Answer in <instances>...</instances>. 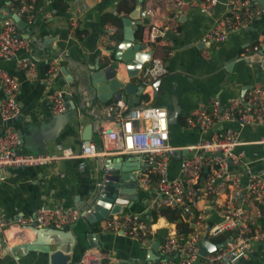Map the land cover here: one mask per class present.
I'll list each match as a JSON object with an SVG mask.
<instances>
[{"label":"built area","instance_id":"built-area-1","mask_svg":"<svg viewBox=\"0 0 264 264\" xmlns=\"http://www.w3.org/2000/svg\"><path fill=\"white\" fill-rule=\"evenodd\" d=\"M165 1L176 6L183 3V0ZM214 1L193 0L191 4L207 12ZM35 2L6 0V7L29 23L34 17ZM159 2L141 4L138 11L142 20L138 41L142 49H151L149 60L136 73V82L142 84L141 92L145 95L150 94L151 82L167 72L157 49L167 43L164 32L173 30L168 22L172 15L161 13ZM263 10L253 0H224L223 10L212 20L202 39L222 42ZM17 28L10 16L0 17V58H14L16 67L33 75L34 64L26 56H15L19 48L30 49L28 37L19 35ZM54 65L50 61L48 70L52 71ZM17 91L16 77L0 66L1 119L17 113ZM47 99L53 113L65 110V98L59 89L50 90ZM147 101L129 105L122 99L116 100L118 124L102 123L97 127L101 148L85 138L80 140L78 150V155L84 157L108 152L142 154L147 165L136 169L135 178L139 188L154 193L149 207L179 208L187 223L189 231L185 238L175 228L167 231L157 245L160 258L132 264H264V134L256 140L261 154L248 153L239 146L238 139L241 127L264 123V86L252 85L241 97L231 96L223 102L213 96L202 106L186 111L180 119L181 127L196 130L198 137L186 143L187 153L175 162V147L168 142L166 110ZM19 145L15 127L6 125L0 129V176L7 167L55 163L60 158L47 151H22ZM172 163L176 166L170 172ZM87 211L89 208L82 211V216ZM79 215L72 207L42 203L32 213L18 216L15 223L22 229L60 228L74 223ZM6 226L0 212V236L5 244ZM98 227L139 239L147 224L136 213L119 211L101 218ZM205 232L210 241L221 244L201 255L198 250ZM221 232H226L224 239L213 240ZM97 253L94 246L84 249L78 264H97Z\"/></svg>","mask_w":264,"mask_h":264},{"label":"crops","instance_id":"crops-1","mask_svg":"<svg viewBox=\"0 0 264 264\" xmlns=\"http://www.w3.org/2000/svg\"><path fill=\"white\" fill-rule=\"evenodd\" d=\"M159 1L160 12L172 15L168 22L173 29L164 32L167 43L157 49V54L164 59L167 68V72L163 75L174 74L175 82L182 88L189 89L191 86L208 88L205 102L202 101L204 94L189 91L187 99L195 104L190 105V102L186 104L187 108L180 113L179 121L186 111L198 105L202 106L210 97L217 96L216 93L219 94L217 97L221 101L239 95L241 81H245L250 87L264 86V10L241 29L230 33L224 41L218 43L202 38L212 20L223 10L224 0H215L207 12H202L193 6L191 4L193 0H183L186 4L183 9H180L181 4L176 6L170 1ZM151 2L153 0H142L141 4L146 5ZM253 2L261 5L258 0ZM49 4L50 0H36L32 21L29 24L25 21L24 26L18 27L20 35H27L30 49L19 48L15 56H26L30 60L31 55H35V63L30 60L34 64L33 75L16 67L14 58H0V66L18 80L17 94L21 92L20 84L27 80L26 95L29 99L33 98L31 92L38 86L37 74L40 75L43 65L45 66L48 78L44 79L45 84L35 101V107L9 125L22 131L20 150L47 151L60 156L55 163L7 167L0 176V212L6 219L7 226L4 231L6 245L25 241L46 243L50 248L56 245L71 252L69 264H78L82 253L78 251L80 245H83L84 249L91 247L82 235L83 231H87L93 233L99 242L98 246L93 245L98 251L96 259L99 264H132L144 260L145 252L151 242L157 240L158 245L165 237L164 234L175 228L174 222L163 215H158L153 222L149 221L144 234L139 239L119 232L103 231L97 223L91 226L79 219L74 222L76 226L72 227L74 228L72 231L70 227L22 229L15 223L18 216L32 213L42 203L68 206L79 212L85 210L91 203L94 191L96 164L91 156L78 155L81 135L87 127L90 131V139L100 149L98 125L102 123L116 125L115 120L101 116L98 119L94 113L95 105L88 100V94L84 90V83L66 77L77 72L78 67L74 63L76 61L90 65L97 55L101 60L105 59L106 56L101 53L99 47L107 42L108 29H111V33L118 34L121 27L120 18L132 7L128 0H58L57 8H50ZM62 4L66 6L64 9L60 8ZM3 7H6V0H0V13L4 14L7 7L6 10ZM73 17H76L75 22ZM98 28H101L102 32L92 44L89 34L92 29ZM139 32L140 30L137 31V37ZM253 44L255 48L252 47ZM50 49H54L55 52L50 54ZM50 57L51 61L55 62L52 71L48 70L49 62H45ZM227 60L233 61L234 67L232 65L231 68L234 71H230L226 76L222 75L210 86L201 83L208 76L219 71ZM146 61L140 67L146 64ZM62 67L66 73L61 71ZM140 67L135 70L134 75L127 76L125 64L120 61L117 75L124 80L136 81V73ZM195 79L199 81L196 82ZM167 81V87L174 82ZM52 89H59L67 94L66 100L69 106L60 113L51 111L47 94ZM147 100L148 103H152V98L147 97ZM18 104L20 105V102ZM103 109L107 110V107L99 108L100 111ZM119 114V111L116 112L114 117L119 119ZM180 131L192 133L193 138L195 134L198 137L196 130L185 129L181 124ZM261 134H264V123L241 127L238 137L241 142L239 146L248 153L261 154L256 142ZM131 154L139 155L138 160L144 162L143 155L138 153H103L104 157L115 156L120 159ZM175 166L172 163L170 172L174 171ZM150 197L151 195H144L131 204L125 202L121 205L120 212L136 213L145 222L149 219ZM73 231L77 233L74 239ZM0 264H47V253L39 249H30L26 252L17 249L14 253L1 255Z\"/></svg>","mask_w":264,"mask_h":264},{"label":"water","instance_id":"water-1","mask_svg":"<svg viewBox=\"0 0 264 264\" xmlns=\"http://www.w3.org/2000/svg\"><path fill=\"white\" fill-rule=\"evenodd\" d=\"M261 5L264 6V0H258ZM142 0H135L133 7L130 11L120 18L121 27L118 34L111 33V29H108V34L106 36L107 42L101 45L99 48L101 53L105 54V59L96 56L90 65L80 63L78 61L74 62L78 69L73 75H69L66 78H75L80 83H84V90L88 94V100L95 105L94 113L99 119V116L103 118H108L110 120H115L118 124V119L114 117V114L118 112V107L114 104L116 100L124 99V101L129 105L141 104L144 100L152 98L153 105L163 106L166 110L167 128H168V142L170 145L175 147V154L173 156V162L179 159L183 154L187 153L186 143L192 142L197 137H192V133H184L180 131V121L179 115L181 112L186 110V104L194 105L191 101H188L187 95L190 94L189 91H198L204 94L203 102H205L206 87L199 86L195 88L191 86L189 89L182 88L178 83L175 82L174 74L162 75L156 77L150 84V94L145 95L141 92L142 84L136 81L124 80L117 75L118 62H123L126 67L127 76H132L135 70L144 63V61L149 60L151 49L142 50V44L138 41L137 31L140 30L142 22L138 16V11ZM1 9V8H0ZM6 10V7H3ZM5 15L10 16L16 23L17 27H22L25 25V20L14 12L6 11ZM0 13V17L4 15ZM101 28L92 29L89 34V39L94 44L95 40L99 37L101 33ZM20 35V34H19ZM27 37L26 34L21 35ZM50 54L55 52L54 49L49 50ZM30 60L35 63V55H31ZM244 60H248L244 58ZM51 57L45 62H50ZM234 64L232 60H227L223 63L222 68L216 73L208 76L202 84L211 85L216 79L225 74V76L230 72L234 71L231 68ZM61 71L66 73L65 69L62 67ZM38 86L37 89L32 91V99H29L26 95V84L27 80L20 84L21 92L16 94V99L20 102L18 106L17 113L7 118L6 120L0 117V129L6 125L15 123L16 120L21 116L25 115V112H30L35 107V101L38 99L42 88L45 84L44 79L48 78V73L45 66L43 65V70L40 75L37 74ZM167 80L174 81L170 87H167ZM195 81H199L195 79ZM250 85L245 81H241L239 86V96L241 97L246 89ZM65 98L66 107H68V101L66 100V95L63 93ZM219 96L218 93H216ZM25 96V97H23ZM1 98V94H0ZM224 100H222L223 102ZM108 105V106H106ZM107 107V110L103 107ZM79 116V115H78ZM115 118V119H114ZM91 126V125H89ZM20 142L23 139V134L20 128H16ZM82 139L90 138V131L86 127L84 133L81 135ZM196 140V139H195ZM187 141V142H186ZM139 155L131 154L126 158L104 157L103 154H96L91 156L95 159L96 173H95V184L94 191L91 196V203L87 206L89 211L83 214V220L85 223H93L101 218L117 213L121 209L123 203L129 202L130 204L134 202L135 199H139L144 195L153 196V192H148L137 186V181L135 178L136 169L140 166L147 165L146 162L139 161ZM207 166L204 165L203 171H206ZM203 175H200V179ZM82 215V211L79 212ZM77 221V220H76ZM75 221V222H76ZM35 222L33 223V226ZM74 223L63 226V228L70 227L71 231L74 230ZM76 226V225H75ZM82 232V229H80ZM78 231V230H77ZM76 232L73 231L72 237L74 239ZM87 244L93 246L94 244L98 246L99 242L95 239V235L91 232L83 231ZM82 236V237H83ZM72 239V240H73ZM221 243H214L207 238V233L203 234V238L200 243L198 252L203 255L206 252L213 250ZM21 249L26 252L30 249H39L47 253V264H69L70 263V251H65L61 247L56 246L50 248L48 244H40L31 241H25L22 243H17L14 245L7 246L0 236V256L5 253H14L15 250ZM254 254V252L252 253ZM254 257V256H253ZM160 258V254L157 252V240L151 242L150 247L146 250L144 260H153ZM97 264H99L97 262ZM110 264V263H105ZM236 264H242L238 262ZM249 264H252L250 262Z\"/></svg>","mask_w":264,"mask_h":264},{"label":"trees","instance_id":"trees-1","mask_svg":"<svg viewBox=\"0 0 264 264\" xmlns=\"http://www.w3.org/2000/svg\"><path fill=\"white\" fill-rule=\"evenodd\" d=\"M57 1L58 0H50V4H49V7L52 8V7H56L58 6L57 4ZM129 2V5L130 7H133L134 5V0H128ZM66 6L65 4H62L60 6L61 9H64ZM180 9H183L186 7V4L182 3L180 5ZM35 15V13H34ZM29 24V23H28ZM19 28H17L18 30ZM78 38H79V35H77ZM180 209L179 208H170V207H167V206H161L159 208H153L151 207L148 211V216H149V219L148 220H145L146 224L148 225V222L151 221H155L156 217L158 215H163L165 216L169 221H173L174 222V225H175V229H176V232L182 237V238H185L186 234L188 233L189 231V228L187 226V223L186 221H184L182 218H181V215H180ZM80 221H83V216L82 215H79L78 218ZM79 221V222H80ZM97 222H93V223H89L91 224V226H93L94 224H96ZM166 235V233L164 234ZM226 235V232H221V233H218L216 235H214L212 238L213 240H223L224 239V236ZM78 244V243H77ZM77 245H75L76 247ZM84 250V246L83 245H80V247L78 248V251L79 253L81 251Z\"/></svg>","mask_w":264,"mask_h":264},{"label":"rangeland","instance_id":"rangeland-1","mask_svg":"<svg viewBox=\"0 0 264 264\" xmlns=\"http://www.w3.org/2000/svg\"><path fill=\"white\" fill-rule=\"evenodd\" d=\"M97 222V224L99 223V220L98 221H96Z\"/></svg>","mask_w":264,"mask_h":264}]
</instances>
